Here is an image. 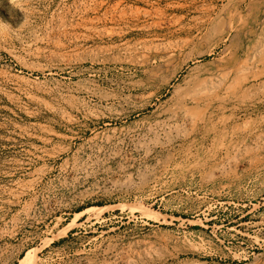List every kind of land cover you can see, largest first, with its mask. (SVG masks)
I'll return each mask as SVG.
<instances>
[{"label": "rangeland", "instance_id": "rangeland-1", "mask_svg": "<svg viewBox=\"0 0 264 264\" xmlns=\"http://www.w3.org/2000/svg\"><path fill=\"white\" fill-rule=\"evenodd\" d=\"M0 264H264V0H0Z\"/></svg>", "mask_w": 264, "mask_h": 264}, {"label": "bare ground", "instance_id": "bare-ground-1", "mask_svg": "<svg viewBox=\"0 0 264 264\" xmlns=\"http://www.w3.org/2000/svg\"><path fill=\"white\" fill-rule=\"evenodd\" d=\"M165 61V60H164ZM162 63V62H161ZM157 64V63H156ZM174 64H176V62L174 63ZM164 65V66H163ZM163 65L161 64L158 68V70H160L161 72H160V74H162L163 72H165V69H169V63L167 62L166 64H164L163 63ZM163 66V68H160V67H162ZM154 75L155 74H157V73H153ZM181 103V102H180Z\"/></svg>", "mask_w": 264, "mask_h": 264}, {"label": "trees", "instance_id": "trees-1", "mask_svg": "<svg viewBox=\"0 0 264 264\" xmlns=\"http://www.w3.org/2000/svg\"><path fill=\"white\" fill-rule=\"evenodd\" d=\"M73 232V230L69 231V234H71Z\"/></svg>", "mask_w": 264, "mask_h": 264}]
</instances>
